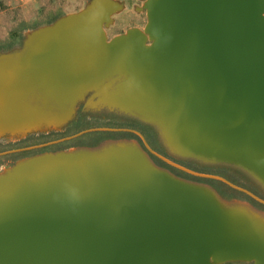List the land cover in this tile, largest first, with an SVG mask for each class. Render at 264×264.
<instances>
[{"label":"water","instance_id":"95a60500","mask_svg":"<svg viewBox=\"0 0 264 264\" xmlns=\"http://www.w3.org/2000/svg\"><path fill=\"white\" fill-rule=\"evenodd\" d=\"M121 8L90 0L0 54V130L58 129L88 97L153 128L172 156L236 169L264 193V0H145L144 28L108 39ZM97 132L131 131L70 139ZM145 147L112 140L1 172L0 264H264L263 212L149 154L264 201Z\"/></svg>","mask_w":264,"mask_h":264},{"label":"rangeland","instance_id":"374dc122","mask_svg":"<svg viewBox=\"0 0 264 264\" xmlns=\"http://www.w3.org/2000/svg\"><path fill=\"white\" fill-rule=\"evenodd\" d=\"M114 1L120 3L122 8L113 16L111 24L105 29L108 39L125 34L127 30L132 28L140 30L144 28L146 24V15L143 11L145 0ZM89 2L90 0H0V54L20 49L25 39L33 31L47 26L61 17L83 10ZM88 99L87 97L79 103L72 121L58 129L45 130L53 127H44L43 129L35 130L38 132L32 131L33 133L29 132L30 134L27 133L22 136L0 135V154L10 153L0 156V173L17 161L33 155L45 152L67 151L79 147L94 148L107 141L125 139L137 142L144 149L147 146L153 153L178 167L197 174L225 179L232 185L246 190L264 201V193L240 171L226 166L206 165L174 157L164 148L153 128L104 107H88ZM92 129L131 132H103L114 135L88 137L87 135H91L89 133L70 139ZM151 156L159 162V167L170 171L177 177L192 182H197L194 179H201L189 175L153 155ZM201 180L205 182L198 183L211 187L224 200L245 203L264 213V205L254 201L246 194L234 190L218 180L204 178Z\"/></svg>","mask_w":264,"mask_h":264},{"label":"bare ground","instance_id":"6f19581e","mask_svg":"<svg viewBox=\"0 0 264 264\" xmlns=\"http://www.w3.org/2000/svg\"><path fill=\"white\" fill-rule=\"evenodd\" d=\"M60 125H61V123L58 124V123H56L54 121L39 122V123H35L33 125H29L27 127H23V128L12 130V131L0 130V135L10 134L12 136H22V135H25V134H27L29 132L43 129L44 127L56 128V127H58Z\"/></svg>","mask_w":264,"mask_h":264},{"label":"trees","instance_id":"16d2710c","mask_svg":"<svg viewBox=\"0 0 264 264\" xmlns=\"http://www.w3.org/2000/svg\"><path fill=\"white\" fill-rule=\"evenodd\" d=\"M50 24H52V23H50ZM50 24H48V25H50ZM98 135H110L111 136L114 134L97 132V133H91V135H87V136L89 137V136H98ZM194 180H196L197 182H205L204 180H201V179H194Z\"/></svg>","mask_w":264,"mask_h":264},{"label":"flooded vegetation","instance_id":"af4514ba","mask_svg":"<svg viewBox=\"0 0 264 264\" xmlns=\"http://www.w3.org/2000/svg\"><path fill=\"white\" fill-rule=\"evenodd\" d=\"M18 152V151H17ZM149 156H150V158H151V160L158 166L159 164V162H157V160H155V158L154 157H152L150 154H149Z\"/></svg>","mask_w":264,"mask_h":264}]
</instances>
